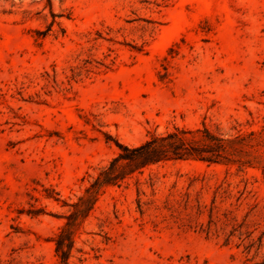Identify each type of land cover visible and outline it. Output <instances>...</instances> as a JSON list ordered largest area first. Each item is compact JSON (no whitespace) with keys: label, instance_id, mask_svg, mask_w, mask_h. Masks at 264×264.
Returning a JSON list of instances; mask_svg holds the SVG:
<instances>
[{"label":"rangeland","instance_id":"374dc122","mask_svg":"<svg viewBox=\"0 0 264 264\" xmlns=\"http://www.w3.org/2000/svg\"><path fill=\"white\" fill-rule=\"evenodd\" d=\"M203 124H264V0H0V264H58L118 142ZM69 264H264V171L147 166L104 189Z\"/></svg>","mask_w":264,"mask_h":264},{"label":"trees","instance_id":"16d2710c","mask_svg":"<svg viewBox=\"0 0 264 264\" xmlns=\"http://www.w3.org/2000/svg\"><path fill=\"white\" fill-rule=\"evenodd\" d=\"M117 145L118 154L71 204L66 222L52 238L58 264H69L78 231L104 189L122 184L147 166L170 160L196 159L209 164L237 165L239 170L258 167L264 171V124L259 130H238L235 134L217 132L203 124L194 129L176 128L165 134H152L136 146L119 142Z\"/></svg>","mask_w":264,"mask_h":264}]
</instances>
